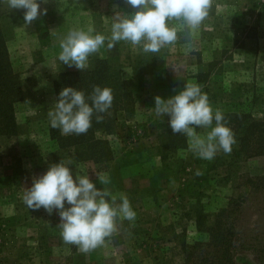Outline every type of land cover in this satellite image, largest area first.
Returning a JSON list of instances; mask_svg holds the SVG:
<instances>
[{"label": "rangeland", "instance_id": "374dc122", "mask_svg": "<svg viewBox=\"0 0 264 264\" xmlns=\"http://www.w3.org/2000/svg\"><path fill=\"white\" fill-rule=\"evenodd\" d=\"M38 2L41 13L47 9V14L26 25L24 10H13L0 0L9 61L25 78V98L14 106L21 132L0 137V264H183L185 244L207 241L208 233L201 229L232 202L236 209L227 221L234 232L235 261L264 264V191L259 188L264 151L243 158L235 143L230 154L221 150L211 161L198 158L184 135L176 134L175 145L169 143L164 137L166 115L157 118L154 110L156 96L167 100L193 83L208 96L213 111L224 114L251 107L260 116L262 107L243 100L240 84H247L249 95L262 94L264 99V0H212L193 38L170 21L178 39L158 53H145L142 46L125 41L108 49L106 40L87 64L100 58L122 67L125 79L136 78L137 93L134 111L118 115L130 138L95 132L113 152L110 160L100 163L58 147L51 136L44 113L56 102L54 78L77 70L59 61V45L71 29L92 28L93 35L109 37L114 16L136 10L124 0ZM196 131L204 135L210 129ZM62 160L72 162L74 178L78 170L97 188L106 187L118 202L121 195L127 196L136 213L131 222L118 218V231L88 253L64 243L57 212L31 210L22 201L33 179ZM101 173L109 184L99 182L96 175Z\"/></svg>", "mask_w": 264, "mask_h": 264}, {"label": "clouds", "instance_id": "9594fccd", "mask_svg": "<svg viewBox=\"0 0 264 264\" xmlns=\"http://www.w3.org/2000/svg\"><path fill=\"white\" fill-rule=\"evenodd\" d=\"M13 10H24V21L31 25L41 13L38 0H5ZM47 3L48 0H41ZM136 11L131 15L114 16L111 35H93V29H71L60 42L58 59L68 67L83 71L88 58L97 53L107 40L112 49L120 41L133 46H142L145 53H158L178 39L176 27L169 25L176 21L189 39L193 38L208 16L212 0H124ZM113 94L110 88L96 85L86 98L83 91L72 87L64 88L57 102L47 112L50 125L61 135H83L92 125L94 112L105 113L111 108ZM88 101H91L89 103ZM157 118L169 117L173 134L187 138L190 150L198 157L211 161L217 152L230 154L235 144L232 130L226 126L220 109L213 111L208 96L200 86L187 83L183 90L167 100L155 97ZM103 116L97 115L96 121ZM215 122V123H214ZM210 129L198 134L196 129ZM71 161L62 160L52 164L47 172L34 178L32 186L26 188L22 201L31 210L43 208L49 215L57 212L60 223L57 226L65 244L75 245L82 253H88L102 246L107 238L117 231V219L134 221L136 213L127 196L121 195L119 202L106 187L99 189L89 178L77 170L75 178L70 168ZM199 174V173H197ZM102 185L110 183L104 174L96 175ZM70 207H65V204Z\"/></svg>", "mask_w": 264, "mask_h": 264}, {"label": "trees", "instance_id": "16d2710c", "mask_svg": "<svg viewBox=\"0 0 264 264\" xmlns=\"http://www.w3.org/2000/svg\"><path fill=\"white\" fill-rule=\"evenodd\" d=\"M1 14L2 12H0ZM121 69L122 67L114 65L106 59L93 58L83 71L77 69L67 73H59L54 78L53 89L56 102L59 93L66 87L83 91L87 98L92 93L93 86L98 85L101 88H110L114 97L112 106L107 112L100 114L94 112L92 125L86 134L65 136L61 135L58 129H53L50 126L51 136L58 147L72 148L74 155L90 158L100 163L110 160V154L113 152L108 147L107 141L95 137L96 131L101 134L115 135L121 140L124 137L130 138L131 131L125 123L119 121L118 115L120 113L131 114L134 111L137 80L134 77L125 79L121 74ZM23 80L25 78H22L11 67L6 40L0 25V137L2 138L17 136L21 132V126L15 119L14 106L16 102L25 98V91L22 88ZM246 85L245 83L240 84L243 89V100L254 106L262 107L258 109L261 110L260 116H255L252 110L250 111L251 107L236 112L228 111L223 114L226 126L234 131L235 143L238 147L237 152L243 158L258 156L264 151V99L262 94L249 95V91H245L248 89L245 88ZM88 102L91 103V101ZM44 115L47 114L44 113ZM97 115L103 116L102 121H96ZM168 121L169 117L166 115L164 137L169 143L175 145L174 139L177 136L173 134ZM173 144L170 145L174 148ZM259 181L262 184L259 188L264 191V177H260ZM235 205L236 202L235 204L232 202L226 208L221 209L214 222L205 229H201L208 233L207 241L185 244L183 264H238L234 259L232 249L235 246L232 223L227 221L232 211L236 209ZM223 216L225 218H222ZM200 222L198 221V223ZM260 252H263V249H260Z\"/></svg>", "mask_w": 264, "mask_h": 264}]
</instances>
